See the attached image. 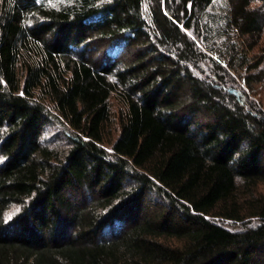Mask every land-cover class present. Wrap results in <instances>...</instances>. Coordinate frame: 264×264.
<instances>
[{
    "label": "trees",
    "instance_id": "trees-1",
    "mask_svg": "<svg viewBox=\"0 0 264 264\" xmlns=\"http://www.w3.org/2000/svg\"><path fill=\"white\" fill-rule=\"evenodd\" d=\"M263 33L264 0H0V264H264Z\"/></svg>",
    "mask_w": 264,
    "mask_h": 264
},
{
    "label": "rangeland",
    "instance_id": "rangeland-1",
    "mask_svg": "<svg viewBox=\"0 0 264 264\" xmlns=\"http://www.w3.org/2000/svg\"><path fill=\"white\" fill-rule=\"evenodd\" d=\"M261 41L264 42V33L262 35V39ZM259 52V48H255V50L252 52V55H255ZM254 90H255V94L254 95H251V96H254V99H256L259 103V105L262 107V109H264V81L263 83H260V84H257L254 86ZM52 132H57V129L54 127L52 129H50ZM56 130V131H55ZM50 135V133L48 134V136ZM64 137L63 135L60 134V137H59V141H57L58 144H62L64 143ZM56 143V144H57ZM263 194H264V188L262 187L261 188ZM233 229L237 228V227H232ZM103 236L106 237L108 236V233L106 230L103 231Z\"/></svg>",
    "mask_w": 264,
    "mask_h": 264
}]
</instances>
